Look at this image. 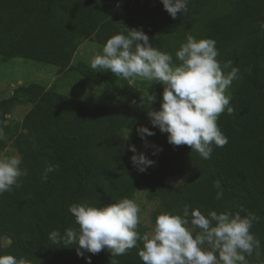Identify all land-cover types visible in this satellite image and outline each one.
Wrapping results in <instances>:
<instances>
[{
  "label": "trees",
  "instance_id": "trees-1",
  "mask_svg": "<svg viewBox=\"0 0 264 264\" xmlns=\"http://www.w3.org/2000/svg\"><path fill=\"white\" fill-rule=\"evenodd\" d=\"M264 0H189L187 11L172 19L160 0H0V56L51 65L57 75L75 72L82 77L110 82L83 63L72 65L79 46L96 36L107 39L125 29L142 30L161 52H175L186 36L213 39L217 59L232 61L239 69L233 81L230 106L217 124L227 144L203 159L186 145L173 146L167 134L153 128L148 110L113 108L67 96L38 83L15 88L0 100V119L18 103L31 108L21 122L15 146L24 169L21 185L0 195V255L23 258L28 264H86L72 245L53 244L49 234L76 228L69 212L73 204L94 207L132 198L138 187L157 198L162 213L180 214L185 205L207 215L241 207L258 218L251 232L260 241L253 264H264ZM125 28V29H124ZM155 134L141 139L136 129ZM131 132L135 142L159 147L156 171L139 172L131 163L132 143L119 134ZM55 171L42 179L47 165ZM178 176L180 191L161 181ZM161 213V214H162ZM159 215V214H158ZM157 215V216H158ZM157 218V217H156ZM137 231L144 235L138 225ZM195 236V234H193ZM6 245L3 247V241ZM142 241L123 256L102 250L91 264H142Z\"/></svg>",
  "mask_w": 264,
  "mask_h": 264
},
{
  "label": "clouds",
  "instance_id": "clouds-1",
  "mask_svg": "<svg viewBox=\"0 0 264 264\" xmlns=\"http://www.w3.org/2000/svg\"><path fill=\"white\" fill-rule=\"evenodd\" d=\"M160 2L175 19L178 13L187 11L189 0ZM125 31L126 34L107 39L102 53L90 61V68L110 72L129 84L139 79L162 85L159 110L147 113L152 127L166 133L170 145H186L191 152L209 159L213 146L220 148L228 142L217 120L222 113H235L226 93L233 81L239 79V69L230 60L221 63L217 59L219 51L213 39L197 40L187 35L186 42L175 52L179 63L174 64L172 54L154 48L142 30ZM155 101V94H148V90L140 97L141 106ZM136 131L142 140L155 134L143 126ZM3 137L0 129V139ZM129 151L133 153L131 163L139 172H145L154 163L143 153H137L134 146L130 145ZM20 164L16 155L0 159V195L11 191L17 183L22 175ZM54 171V166L47 165L42 179L46 180ZM140 211L136 202L127 198L102 207L73 204L69 212L77 227L66 229L63 235L54 230L49 239L53 244L77 246L76 255L83 257L86 264H91V258L85 253L95 255L106 250L111 257L123 256L137 247L138 241L143 244L138 252L142 264H247L246 256L254 251L259 255L260 241L251 232L258 218L252 212L241 216L240 212L246 211L243 207L234 214L210 211L204 215L185 205L182 215L159 214L152 233L142 236L137 231ZM193 228L199 229L195 236ZM0 264L28 262L13 255H0Z\"/></svg>",
  "mask_w": 264,
  "mask_h": 264
},
{
  "label": "rangeland",
  "instance_id": "rangeland-1",
  "mask_svg": "<svg viewBox=\"0 0 264 264\" xmlns=\"http://www.w3.org/2000/svg\"><path fill=\"white\" fill-rule=\"evenodd\" d=\"M102 49L103 47L96 42V36H91L75 52L72 65L83 63L90 68V61L95 55L101 54ZM93 71L100 77L107 73V71ZM57 77V70L51 65L21 58L4 61L0 56V100L10 97L13 90L19 86L38 83L46 89H53L61 94L107 107L122 108L126 106L130 109L148 111H157L160 107L163 86L158 83L151 84L149 81L138 79L133 84H129L121 78L109 79L110 82H107L88 79L75 72H68L62 74L59 78ZM147 90L148 94H155L156 101L149 106H141L140 97ZM226 95L230 96L229 90H227ZM30 108V104L22 101L16 104L4 119H0V129L4 132L3 139H0V159L13 155L21 159L14 141L18 135L27 134L21 128V122ZM119 134L123 139L128 134L125 140L132 143L137 153H143L148 159L154 161L148 169L151 171L157 170L160 157L158 146L150 142H135L131 132L123 128L119 130ZM20 170L22 175L11 190L21 185L25 172L21 164ZM161 181L172 191H180L182 188V181L178 176H163ZM131 200L135 201L141 210L139 225L143 228L145 234H151L157 215L162 213L159 200L149 195L143 187H138L135 190ZM189 227L192 226L189 225ZM197 232H199V229L193 228V234ZM6 243L4 240L2 246L4 247ZM254 259L253 254L246 256L247 264H253Z\"/></svg>",
  "mask_w": 264,
  "mask_h": 264
},
{
  "label": "crops",
  "instance_id": "crops-1",
  "mask_svg": "<svg viewBox=\"0 0 264 264\" xmlns=\"http://www.w3.org/2000/svg\"><path fill=\"white\" fill-rule=\"evenodd\" d=\"M58 76V75H57ZM60 76V75H59ZM59 76L57 78H59Z\"/></svg>",
  "mask_w": 264,
  "mask_h": 264
}]
</instances>
